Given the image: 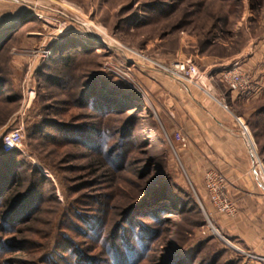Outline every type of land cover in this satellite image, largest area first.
<instances>
[{"label": "rangeland", "instance_id": "obj_1", "mask_svg": "<svg viewBox=\"0 0 264 264\" xmlns=\"http://www.w3.org/2000/svg\"><path fill=\"white\" fill-rule=\"evenodd\" d=\"M247 41L264 63V0H0V159L34 206L0 218V264H112L125 252L116 237L130 239L139 264H264L226 235L222 220L239 210L229 179L186 165L177 137L188 139L170 133L158 94L187 84L174 62ZM263 63L259 76L233 66L211 83L231 91L235 69L248 76L239 96L256 95ZM261 94L231 110L264 184ZM212 173L233 215L211 203Z\"/></svg>", "mask_w": 264, "mask_h": 264}, {"label": "crops", "instance_id": "obj_2", "mask_svg": "<svg viewBox=\"0 0 264 264\" xmlns=\"http://www.w3.org/2000/svg\"><path fill=\"white\" fill-rule=\"evenodd\" d=\"M257 49L256 42L247 41L226 56L210 54V48L198 52L190 58L203 68L200 84L169 88L168 83L169 89L167 86L158 89V94L165 98L167 116L174 119V122L170 120L168 130L188 139L187 148L182 150L186 165L220 170L229 179V192L239 210L236 220H222L226 235L264 258V184L251 175L255 159L234 129L237 121L231 110L237 104L255 101L264 87L254 90L256 95L245 97L211 83L213 77H222L224 71L233 66H240L241 70L246 68L259 76L263 61Z\"/></svg>", "mask_w": 264, "mask_h": 264}, {"label": "built area", "instance_id": "obj_3", "mask_svg": "<svg viewBox=\"0 0 264 264\" xmlns=\"http://www.w3.org/2000/svg\"><path fill=\"white\" fill-rule=\"evenodd\" d=\"M235 67V66H234ZM170 73L187 84L198 85L200 84L203 76L198 66L192 61H176L170 67ZM230 89L232 92H244L248 90V76L240 74L235 69L228 73ZM182 147H186V139L177 137ZM20 144H18L19 146ZM226 181L223 176L212 173L206 180V189L209 194V199L213 206L220 213L233 215L235 208L230 202L229 196L224 191L226 189ZM251 259H258L257 257L250 256Z\"/></svg>", "mask_w": 264, "mask_h": 264}, {"label": "trees", "instance_id": "obj_4", "mask_svg": "<svg viewBox=\"0 0 264 264\" xmlns=\"http://www.w3.org/2000/svg\"><path fill=\"white\" fill-rule=\"evenodd\" d=\"M1 89H3V87ZM263 111H264V107H263ZM2 160L3 162L4 161L5 162L3 163ZM0 163L4 167L3 171L0 169V192L3 191V195L0 197V205H2L3 208L10 209L5 214L0 213V218L2 221L8 222L9 219L13 218L11 216H14V214L17 216L22 215L23 212H29L30 210L32 211L33 209L32 207L34 206L32 205L33 203L31 202L32 199H30L31 190L28 191L26 196L20 199L16 197L14 191H15V186L17 182L15 183V180H18V179L15 178L13 174L9 172V169H8L10 168L9 165H11L12 162L8 163L6 162L5 158H2L0 159ZM14 183H15V186L13 185ZM27 197H29L28 198L29 201L25 203L26 202L25 199ZM23 206H25L24 207L25 209H23ZM124 238L125 237L115 238L116 240H118L117 241L118 245L120 244L121 247H124L125 252L122 253V252L116 251V253L111 258L113 259L111 263L112 264H139L141 255L138 253H134L133 244L132 243L130 244V241H129L130 239H124ZM139 242L141 243L142 241H139ZM173 262H175L176 264H181L180 262H177V260H174Z\"/></svg>", "mask_w": 264, "mask_h": 264}]
</instances>
